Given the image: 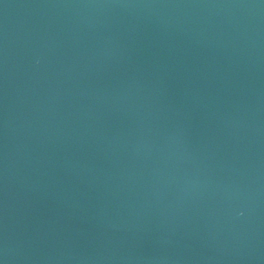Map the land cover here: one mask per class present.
Returning <instances> with one entry per match:
<instances>
[{
	"label": "water",
	"instance_id": "obj_1",
	"mask_svg": "<svg viewBox=\"0 0 264 264\" xmlns=\"http://www.w3.org/2000/svg\"><path fill=\"white\" fill-rule=\"evenodd\" d=\"M0 264H264V0H0Z\"/></svg>",
	"mask_w": 264,
	"mask_h": 264
}]
</instances>
